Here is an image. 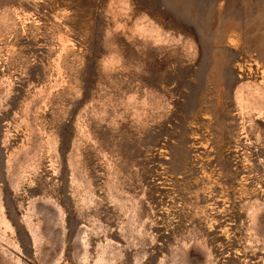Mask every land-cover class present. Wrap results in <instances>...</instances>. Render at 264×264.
Instances as JSON below:
<instances>
[{
	"label": "rangeland",
	"instance_id": "obj_1",
	"mask_svg": "<svg viewBox=\"0 0 264 264\" xmlns=\"http://www.w3.org/2000/svg\"><path fill=\"white\" fill-rule=\"evenodd\" d=\"M0 264H264V0H0Z\"/></svg>",
	"mask_w": 264,
	"mask_h": 264
}]
</instances>
